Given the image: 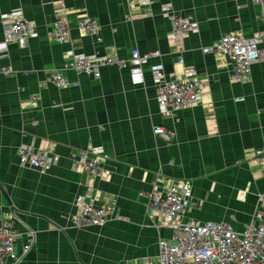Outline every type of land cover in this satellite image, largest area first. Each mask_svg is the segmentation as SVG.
<instances>
[{"label": "crops", "instance_id": "crops-1", "mask_svg": "<svg viewBox=\"0 0 264 264\" xmlns=\"http://www.w3.org/2000/svg\"><path fill=\"white\" fill-rule=\"evenodd\" d=\"M149 2L0 0V41L4 16L16 10L39 34L24 46L9 44L0 56V223L14 214L21 233H34L19 264H156L158 241L171 240L172 231L146 201L171 181L191 185L183 223L222 221L241 232L252 220L264 193V171L254 162L264 151V61L248 81L235 83L229 61L201 49L228 33L260 32L259 10L250 0ZM167 3L196 27L177 47L166 39L169 22L160 6ZM59 9L70 31L65 43L47 37ZM86 18L98 22L100 42L77 28ZM134 48L161 53L141 80L130 78L128 66L101 67L96 80L78 74L64 56L117 51L126 61ZM157 64L165 79L194 70L203 88L199 104L172 118L159 115L150 71ZM52 72L67 86L48 83ZM155 126L168 134L154 135ZM21 144L57 156L56 166L47 173L20 167ZM91 145L107 156L102 174L92 178L78 164ZM78 197L113 203L116 211L104 226L76 229Z\"/></svg>", "mask_w": 264, "mask_h": 264}, {"label": "built area", "instance_id": "built-area-1", "mask_svg": "<svg viewBox=\"0 0 264 264\" xmlns=\"http://www.w3.org/2000/svg\"><path fill=\"white\" fill-rule=\"evenodd\" d=\"M135 0H133L134 2ZM138 5H149V0H136ZM259 10L261 31L246 37L237 33H228L201 49L204 55H219L230 64V77L235 83L248 81L255 65L264 61V0H250ZM132 3H129L131 6ZM160 12L169 22L166 39L175 47L188 35L196 31L189 18L176 13L172 4H162ZM60 18L47 32L49 40L65 43L69 40L70 31L64 10L56 11ZM3 40L0 41V56L8 51L9 44L26 45L29 40L39 37L33 24L23 18L21 10L11 11L3 19ZM77 28L94 42H100V27L94 19L86 18L77 21ZM175 52H178L177 48ZM64 56L70 58L73 69L78 74H85L94 79L100 78V68L104 66L129 67L132 80H141L143 68L149 65L152 58H159L161 53L153 51L141 54L137 48L130 52L128 60H123L117 51L105 55L75 53L66 51ZM152 79L157 86V107L162 117H174L182 109L199 104L202 97V84L194 70H187L181 77L164 78L161 64L150 67ZM2 73L7 75L8 70ZM46 81L56 88L67 86V80L59 72L49 73ZM31 101H35L32 97ZM154 135L165 137L168 133L161 126H155ZM171 136V135H170ZM17 160L20 167L34 169L40 173L50 172L58 162V157L46 151H37L33 147L21 144L17 149ZM107 158L99 146H89L78 155L80 171L90 178L102 174V162ZM256 166L264 171V151L255 153ZM139 196H143L140 193ZM193 195L189 182L171 181L159 191L147 196L146 208L151 213L162 217L160 225L172 231L171 240L158 241L156 264H264V193L253 214L251 222L239 232L222 221L205 223H183L186 209L192 203ZM78 210L73 219L76 229H88L104 226L109 217L115 213L113 203L102 206L94 204L86 197H78ZM14 214L6 216L0 223V264H19L31 250L34 233H21ZM18 245H20L18 249Z\"/></svg>", "mask_w": 264, "mask_h": 264}]
</instances>
